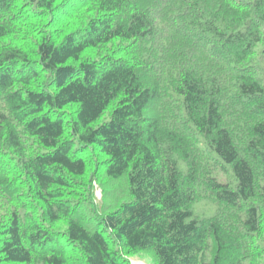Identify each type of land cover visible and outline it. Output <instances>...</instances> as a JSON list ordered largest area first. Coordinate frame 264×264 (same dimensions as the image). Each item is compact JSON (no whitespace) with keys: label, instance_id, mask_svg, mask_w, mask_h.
I'll return each instance as SVG.
<instances>
[{"label":"trees","instance_id":"obj_1","mask_svg":"<svg viewBox=\"0 0 264 264\" xmlns=\"http://www.w3.org/2000/svg\"><path fill=\"white\" fill-rule=\"evenodd\" d=\"M135 257L264 264V0H0V264Z\"/></svg>","mask_w":264,"mask_h":264},{"label":"rangeland","instance_id":"obj_2","mask_svg":"<svg viewBox=\"0 0 264 264\" xmlns=\"http://www.w3.org/2000/svg\"><path fill=\"white\" fill-rule=\"evenodd\" d=\"M95 196L98 199H100L101 197V191L98 187H96ZM205 205V202H201L194 207V212L196 213V215H198L199 217H208L212 215L213 211L210 208H206ZM130 261L131 264H149L143 257H135L130 259Z\"/></svg>","mask_w":264,"mask_h":264}]
</instances>
